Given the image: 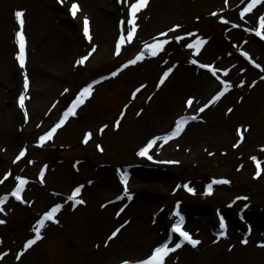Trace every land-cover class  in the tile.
Wrapping results in <instances>:
<instances>
[{
	"label": "rangeland",
	"instance_id": "rangeland-1",
	"mask_svg": "<svg viewBox=\"0 0 264 264\" xmlns=\"http://www.w3.org/2000/svg\"><path fill=\"white\" fill-rule=\"evenodd\" d=\"M72 2L65 0L61 5L59 0H0V179L9 171L13 174L0 185V195L10 193L18 183L14 177L23 175L29 179L23 195L32 202L24 204L9 196L5 203V212L0 213V219L6 221L0 224V239L3 240L0 253L7 255L0 259V264H122L125 260L145 258L165 237L160 229L162 224L159 226L158 218L153 214L130 221L116 237L108 240L111 233L127 220L124 212L120 216L117 212L128 198L116 200V197L123 195L124 189V184L119 181L120 171L132 176L130 166L138 167L144 176L159 172L165 175L160 179H168L174 175L169 181L172 190L166 189L168 193L164 196L159 194L158 200L164 209L172 211L179 204L185 213L195 210L199 215L223 214L234 196H246L249 199L239 207L248 204L250 212L254 209L264 214V179L255 177L257 169L251 157L263 158L253 150L233 153L231 146L223 148L216 140L217 130L237 122V119L232 123L227 121L231 116L227 114L228 106L216 107V102L204 111V125L196 127L195 134L203 131V126H209L215 133L188 158L171 160L164 153L166 146L162 141V147L153 149V160L137 154L147 140L166 134L180 117L190 115V110H197L210 100L222 87L221 78L229 80L233 89H246L262 75L259 68L244 59L241 50L248 51L257 63L262 64L264 39L249 33L247 28L258 27L264 4L256 6L241 19L239 11L243 5L240 0H149L148 7L137 13L139 28L135 38L126 43L117 56L115 44L121 32L120 21H127L128 4L134 0L124 3L121 0H78L81 11L75 18L69 10ZM225 7L230 14L223 13ZM18 9L27 10L25 31L30 78L27 118L18 103V97L24 91L23 70L16 59L18 27L15 11ZM84 16L90 19L92 42L83 32ZM220 16L230 22L224 23ZM176 24L183 26L177 30L178 34L192 31L196 36H186L179 42L172 39L158 56L146 54L143 61L122 68L127 59L143 48L145 41L154 42L153 38L160 32ZM236 24L241 27H235ZM197 36L208 41L198 55L185 46L194 42ZM93 45L97 46V51L78 65L76 61L87 55ZM191 59L213 64L220 70L219 78L190 63ZM240 64L243 65L240 67ZM170 66L174 71L164 85L158 86L163 71ZM246 67L251 71H246ZM113 71L118 75L94 84L92 96L77 110L78 114L69 117L54 138L40 147L37 143L39 135L58 119L75 94L96 77ZM241 81L245 82L243 86H240ZM141 84L147 86L133 100L132 93ZM169 87L170 95L165 94ZM251 90L256 93L252 101L244 103V100L240 109L234 107L240 96L235 101L232 99L233 112L245 116L248 126L259 128L264 125V84ZM189 97L196 98L191 109L186 103ZM125 105H128L127 109ZM121 112L125 115L117 129L115 121ZM104 124L109 127L101 134L99 130ZM138 126L143 127L140 133H137ZM89 131L92 137L85 144L83 140ZM262 140L264 142V138ZM97 145H102L104 151L101 152ZM24 146H28V153L16 161ZM260 148L264 150V145ZM156 160L180 163H157ZM45 164L48 169L45 182L41 183L39 173ZM104 169L113 174L110 180L119 183L115 190L100 192L93 200L85 199L86 203L75 207L72 202L66 203L57 217L60 223L47 222L42 230L43 238L17 260L16 255L25 241L33 237V227L39 216L54 203L62 202L61 196L70 195L75 186L85 187L91 172L100 175ZM213 179L230 183H216L212 193L206 194L205 184ZM137 180L127 184L131 196L137 195L134 192L139 185ZM140 180L143 183V179ZM184 184H189L196 192H188ZM151 193V196L158 194ZM174 219L173 216L168 219V226ZM154 221L158 225L152 231ZM184 227L194 238L200 239L201 244H184L169 254L166 264H264V246H260V240L242 243L248 232L238 225L231 227L240 235V243L228 249L226 240H220L223 238L215 236L213 230L202 232L201 225Z\"/></svg>",
	"mask_w": 264,
	"mask_h": 264
},
{
	"label": "snow or ice",
	"instance_id": "snow-or-ice-1",
	"mask_svg": "<svg viewBox=\"0 0 264 264\" xmlns=\"http://www.w3.org/2000/svg\"><path fill=\"white\" fill-rule=\"evenodd\" d=\"M125 0H121V3H124ZM227 2V0H226ZM59 3L63 5L65 3V0H59ZM240 3L242 5H245L240 11L239 16L241 19L245 18L248 13L253 12L254 8L258 5L264 4V0H240ZM149 5V0H134V2H131L128 4V19L125 21L124 19H121L120 21V27L121 32L119 35V39L117 43L115 44V54L119 56L121 54L122 48L126 43H131L133 39L135 38L137 34V30L139 28V25L137 23L138 16L137 13L140 12L142 9L147 8ZM70 14L73 18H75L78 14V12L81 11V6L78 2V0H73L70 6ZM26 9H18L15 11V18L17 21L18 29L15 33V39L16 43L18 45V51L16 53V59L19 63L20 68L23 70V89L24 91L19 95L18 97V103L19 107L24 110L25 117H28V109L26 107V100L29 99V96L27 95V91L30 87V78L27 71V60H28V38L25 31L26 26ZM213 16H216L217 13H212ZM221 20H223L224 23H229L230 21L224 18L223 16L219 17ZM199 19V18H197ZM235 27H241L240 24L234 25ZM183 26L180 24H176L173 27L168 28L166 31L160 32L158 34V37H154V42H148L145 41L143 48L138 50L136 54H134L131 58L127 59L126 62L123 64L122 68H128L129 66L136 65L138 62L143 61L146 58V54H150L152 57L158 56L161 52L165 50V45L169 43L170 40L174 39L175 41L179 42L185 39L186 36L192 37L196 36V33L192 31H187L183 35L178 34L177 30L181 29ZM247 31L249 33H254L256 36L260 38H264V14H260L258 17V27H248ZM83 32L86 36L87 40L89 42H92L93 36L90 30V19L87 16H84L83 18ZM169 33H172V36H169ZM159 37H164V39H159ZM207 39L203 36H197L194 42L187 43L185 46L188 49H193L195 53L198 55L202 49V47L207 43ZM247 43V41H245ZM97 51V46L93 45L90 52L87 55L81 56L76 63L78 65L85 63L90 56ZM243 56L246 57L251 61L253 65H255L256 68H262V66L256 62V60L252 59L250 54L247 51L243 52ZM165 64L168 63L167 60L164 61ZM190 63L199 65L202 69H207L212 76L218 77V73L220 72L219 69H217L213 64L210 63H201L198 59H191ZM174 71V67H167L166 70L163 71L162 76L159 79L158 86L164 85L165 81L169 78L170 74ZM112 76L118 75L116 71H113ZM224 75L227 76V70L224 71ZM219 78V77H218ZM100 81H93V83L87 84L85 87H83L77 94H75L74 98L71 99L70 104H68L65 108V110L62 113V117L59 118L53 126H51L50 129L43 131V134L39 135L38 137V145L40 147H43L45 143L49 140H52L54 138V135L56 134L57 130L66 123V121L69 119V117H75L78 113L77 110L86 102L88 98H90L94 91V84L99 83ZM245 82L241 81V85L243 86ZM253 86L255 85V81L252 82ZM221 84L222 88L216 92V94L207 102L203 104V106L199 107L198 112L196 115L192 116H182L179 118V120L176 122L173 129H171L169 132L162 136H154L151 139L147 140L145 144L140 147L138 151V155L140 157H146L148 160H153V149L162 147L161 141L163 143H167L171 139L177 137L181 134V132L184 129V126L189 122L190 120H199L202 117L199 115V113H203L207 108L218 102L222 97L225 96L226 93L230 91V89L233 87L232 83L227 79L221 78ZM147 85L141 84L138 88L135 89V91L132 93V99L134 100L136 98L137 93H139L143 88H145ZM68 91L67 89L65 90ZM151 99V97H150ZM242 99V98H241ZM196 101L195 97H189L186 101L188 108H192L194 102ZM58 103V102H57ZM128 105H125V109H127ZM53 108H55V105H53ZM143 110H141L142 112ZM229 113L233 111L232 108H229L227 110ZM139 114V113H138ZM124 112H121L120 116L115 121V127L119 129L121 126V121L124 119ZM109 127L108 124H104L100 128L101 134L104 133V131ZM250 128V126H249ZM246 129H238V135H239V141L242 142L244 139ZM92 137V132L89 131L83 142L87 144L89 142V139ZM99 150L101 152L104 151V148L102 145H97ZM234 147H239V142L234 145ZM29 148L28 146H24L23 149L19 152V154L16 156V161H20L21 158L25 157L28 153ZM211 154V153H210ZM253 161H255L256 165V172L255 177L259 178L261 176V172L264 171V168H261L262 160L261 158L253 155L251 157ZM33 163H35L33 161ZM157 163H175L178 164L180 161H157ZM241 168H243V165H241ZM48 169V165L45 164L43 168L41 169L39 173V180L41 183L45 182V172ZM12 172L9 171L7 174L4 175L2 179H0V185L4 184L6 180L10 176H12ZM120 178L122 183L124 184L123 189V195H117L116 200H123L125 197H128V199H131L132 196L128 190L127 184H128V174L126 171L121 170L120 171ZM14 180L18 183L15 184L13 190L4 195H0V213L5 212V203L9 199V196L14 197L17 201H21L24 204H30L31 201H28L24 198V191L26 186L29 183V179L23 175H16L14 177ZM89 183H92V181H89ZM216 183H230V181L227 180H216L213 179L211 183L207 185V193L211 194L213 191V185ZM179 187V186H178ZM184 188L187 189L190 193H195L196 189L191 187L189 184H184ZM84 188V185H77L75 186L70 195H67L66 197L61 196L62 202H56L54 203L48 210L44 211L39 218L35 221V225L33 227V237L28 238L21 251L17 253L16 259L20 260L21 257L24 255V253L30 249L33 245L37 243L40 239H42V230L45 228L46 223L49 221H52L56 224L60 223V220L57 218L58 214L62 211L65 204L68 202H72V206L75 207L76 205L86 203L83 199L80 198L82 189ZM56 195L60 196L61 194L57 193ZM247 200L248 197H237L236 200ZM109 203H112V201H109ZM235 203V201H233ZM127 207V204H125L123 207H121L118 212L117 216H120L121 213L124 212L125 208ZM249 205L245 204L244 208H248ZM172 216L175 218L174 222L170 223V234L166 235L163 240L159 241L150 251V254H148L145 258L136 260V261H129L125 260L122 262V264H166V259L168 258L170 253L175 252L177 249H180L185 242L191 244L192 246H198L201 244V240L194 238L193 234L185 230V216L180 211V205L177 204L175 210L172 212ZM243 218V217H242ZM219 221H220V227L221 229H224V231H221L218 233L219 237H224L227 235V222L225 220V216L223 214L219 215ZM6 223L5 220L0 219V224ZM130 223L129 220H125L124 223L120 224L119 227H117L111 235L108 237V240H111L112 238L116 237L121 230L126 227V225ZM155 223V221H154ZM249 231L251 229L249 228ZM171 233H178L179 239L177 242H174L171 236ZM3 243V240L0 239V244ZM244 244H248L249 240L247 237H245L242 241ZM171 245V246H170ZM260 246H264V241H260ZM4 255H7V253H0V259H3Z\"/></svg>",
	"mask_w": 264,
	"mask_h": 264
},
{
	"label": "bare ground",
	"instance_id": "bare-ground-1",
	"mask_svg": "<svg viewBox=\"0 0 264 264\" xmlns=\"http://www.w3.org/2000/svg\"><path fill=\"white\" fill-rule=\"evenodd\" d=\"M224 14H230L229 9L225 7L223 9ZM264 39V38H263ZM259 52H254V55L259 54ZM262 54V68H264V53ZM243 64H240L239 66L241 67ZM246 71H251L249 70L248 67L245 69ZM261 72V76H258L257 79L255 80V86H253V83L251 82L250 85L246 87V89H233L231 88L228 93L225 94L224 97H222L216 104V107L219 105H224L232 108L234 110V107H237V109H240L245 102H249L250 100L252 101V98L254 97L255 91L251 89H256L258 86H261L264 84V70L259 68ZM179 78V77H178ZM257 84V85H256ZM172 87V86H171ZM171 87L167 88V93L165 94L170 95L171 93ZM222 88V87H221ZM220 88V89H221ZM251 90V91H250ZM248 91V92H247ZM252 94V95H251ZM256 94V93H255ZM240 96V99L236 101L235 106H232V99L233 101L236 100V98ZM169 97V96H168ZM242 98V99H241ZM245 100V101H244ZM244 103L242 104V102ZM241 104V105H240ZM190 115L192 116L193 114L196 115L198 112V109L190 110L189 111ZM229 116V119L227 120L228 122L232 123L234 119H237V122L232 124L231 126L228 125L224 128H221L220 130H217L215 133L214 130H212L209 126H203L204 129L201 131L198 135L195 134V129L196 127H199V125H204V112L199 113V115L202 117L199 120H190L187 122V124L184 126L183 131L181 132L180 135L177 137L171 139L167 143H162L163 145L166 146L164 153L166 152V156H168L171 160H176V159H183V158H188L192 152H196L198 148L200 147V144L204 142L206 139L212 138L214 133L216 134L217 137V142L223 146V148H228L229 146L232 147L233 153L235 152H240V153H248L251 150L256 151L260 157L263 158L262 160V167L264 168V150L260 148L261 144L264 145L263 138H264V125L260 126L259 128L256 127H251L245 123V116L241 115L240 112L235 114L233 111L231 113H227ZM246 129L245 134H244V139L242 142L239 141V135H238V129ZM143 129L142 126H138L137 133H140L141 130ZM261 141V143H260ZM239 142V147H234L235 144ZM157 162V160L155 161ZM154 168V167H152ZM130 171L133 173L132 176H129L128 179V184L133 182L134 179H138L137 185L135 187L134 192L137 193L136 196H132L131 199H128L125 204H127V210H124V219H127L129 221L136 220L140 217H145V216H150L151 214L155 215L158 218L159 226L162 224V231H163V236H166L169 234V226L167 224L168 219L172 216V212L169 209H164L163 206L161 205L162 203L159 198V194L166 195L168 191L166 189L170 188L169 186V181L174 177L172 174L166 178L160 179V177H165V175H162V173L156 172L152 173V175L149 176H144L142 172L138 170V167H129ZM90 174V180H88V184L82 189V193L80 198L85 201H91L94 198H96L100 192H111L115 190L117 183L114 180H110V178H113V174L111 173L110 170H102L100 175L94 174L91 172ZM169 175V173H168ZM167 176V175H166ZM172 176V177H171ZM261 178L264 179V171L261 172ZM140 179H143V183H140ZM89 181H92V183H89ZM220 187H224L223 184H220ZM171 189V188H170ZM134 190V189H133ZM172 190V189H171ZM155 192L158 194H155L154 196L153 193ZM151 193V194H150ZM153 197V198H152ZM128 198V197H127ZM237 196L233 197V201L235 203H231L229 207L224 209L223 215L229 218L230 220V227L228 225V220H226L228 229H227V235L225 236L226 238L220 239V240H226V249L230 248L233 245H238L240 243V235L237 234L232 230L233 225H238V227H242V229L246 230L248 232L247 238L249 241L253 242H258L264 240V214L257 210V211H249L250 206L248 208H244V205L242 207H239V205L244 204L247 200H236ZM255 206V205H254ZM125 208V209H126ZM183 215L185 216V226H196V225H201V231L203 232L204 230L210 231L214 229L219 221V214L217 215L216 213H209L206 215H199L197 211L195 210H188V212H184ZM242 216L248 218V223H243L240 222V218ZM250 222V223H249ZM158 223L152 224V231L157 229ZM232 226V227H231ZM159 228V227H158ZM249 228L251 231H249ZM145 250L148 249V247L143 246Z\"/></svg>",
	"mask_w": 264,
	"mask_h": 264
}]
</instances>
